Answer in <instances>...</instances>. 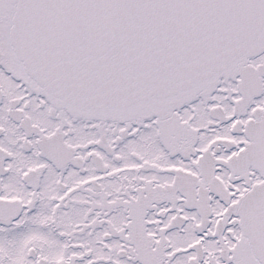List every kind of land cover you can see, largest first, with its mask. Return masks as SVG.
<instances>
[{
  "label": "snow or ice",
  "instance_id": "snow-or-ice-1",
  "mask_svg": "<svg viewBox=\"0 0 264 264\" xmlns=\"http://www.w3.org/2000/svg\"><path fill=\"white\" fill-rule=\"evenodd\" d=\"M0 264H264V0H0Z\"/></svg>",
  "mask_w": 264,
  "mask_h": 264
}]
</instances>
